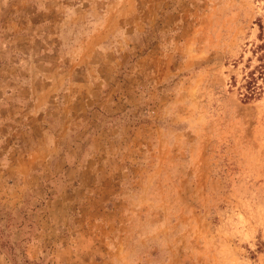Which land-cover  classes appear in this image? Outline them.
<instances>
[{"label": "rangeland", "instance_id": "374dc122", "mask_svg": "<svg viewBox=\"0 0 264 264\" xmlns=\"http://www.w3.org/2000/svg\"><path fill=\"white\" fill-rule=\"evenodd\" d=\"M0 264H264V0H0Z\"/></svg>", "mask_w": 264, "mask_h": 264}, {"label": "trees", "instance_id": "16d2710c", "mask_svg": "<svg viewBox=\"0 0 264 264\" xmlns=\"http://www.w3.org/2000/svg\"><path fill=\"white\" fill-rule=\"evenodd\" d=\"M250 81L246 86V93L244 94V101L249 102L257 97L260 86H257V79L253 77V74L249 77Z\"/></svg>", "mask_w": 264, "mask_h": 264}]
</instances>
